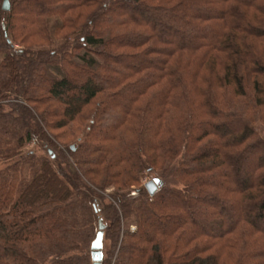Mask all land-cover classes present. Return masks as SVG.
Listing matches in <instances>:
<instances>
[{
	"label": "trees",
	"instance_id": "1",
	"mask_svg": "<svg viewBox=\"0 0 264 264\" xmlns=\"http://www.w3.org/2000/svg\"><path fill=\"white\" fill-rule=\"evenodd\" d=\"M3 1L0 264H264V0Z\"/></svg>",
	"mask_w": 264,
	"mask_h": 264
},
{
	"label": "water",
	"instance_id": "2",
	"mask_svg": "<svg viewBox=\"0 0 264 264\" xmlns=\"http://www.w3.org/2000/svg\"><path fill=\"white\" fill-rule=\"evenodd\" d=\"M10 3L8 0H4L2 4L3 10H9ZM73 148V147H72ZM158 178H153L144 183V187L148 194L152 196L158 189ZM105 229V223L100 218L98 220V231L94 240L91 243V260L92 264H101L103 258V231Z\"/></svg>",
	"mask_w": 264,
	"mask_h": 264
},
{
	"label": "rangeland",
	"instance_id": "3",
	"mask_svg": "<svg viewBox=\"0 0 264 264\" xmlns=\"http://www.w3.org/2000/svg\"><path fill=\"white\" fill-rule=\"evenodd\" d=\"M255 129L256 131L258 132L259 135L263 136L264 137V125L262 123H256L255 124ZM156 173H145L142 180L140 181V185L144 186V183L153 179V178H156ZM114 191L112 189H108L106 191V194H112ZM131 229H135V225L134 224H131L130 225Z\"/></svg>",
	"mask_w": 264,
	"mask_h": 264
}]
</instances>
